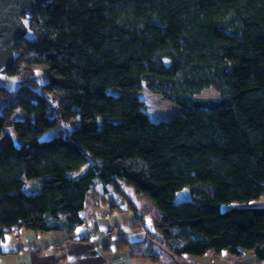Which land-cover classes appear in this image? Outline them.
<instances>
[{"label":"trees","instance_id":"trees-1","mask_svg":"<svg viewBox=\"0 0 264 264\" xmlns=\"http://www.w3.org/2000/svg\"><path fill=\"white\" fill-rule=\"evenodd\" d=\"M31 28L8 70L21 88L0 89L27 95L0 112V255L14 230L72 231L87 193L122 179L154 203L144 232L161 240L119 239L130 256L159 261L164 244L264 262V205H250L264 198V0H50ZM142 87L181 112L152 119Z\"/></svg>","mask_w":264,"mask_h":264},{"label":"rangeland","instance_id":"rangeland-1","mask_svg":"<svg viewBox=\"0 0 264 264\" xmlns=\"http://www.w3.org/2000/svg\"><path fill=\"white\" fill-rule=\"evenodd\" d=\"M25 65L27 64L23 63L20 65V67ZM31 68H35V72L26 69L23 70L22 73L26 74L27 72L29 73V71H31L33 72L31 76L35 78L36 81H43L44 76L40 72V69H38L36 66H31ZM36 81L32 82L33 86L38 84ZM133 91H136V93L145 101L146 110L149 116L154 120L167 119L181 112V109L175 103L164 98L158 93L150 91L146 87H142L140 90L134 89ZM24 96L27 95L22 93L15 97L0 100V112L8 116H13V114H15L18 110V102L20 98ZM195 97L201 99H217L218 93L213 88H205L196 94ZM18 116H21V114ZM57 132V129L47 131L41 135L40 138H50L57 134ZM6 134L11 135L15 142L18 143L12 128H6L4 136ZM126 197H129L133 201V204H130L131 206L134 205L140 210L139 216L141 218L134 215L132 209H130L128 205V200ZM188 197L189 189L187 186L178 190L176 193V200H181ZM250 205H264V198L262 197L256 201H253L250 203ZM155 212L156 207L150 197L142 192L137 191L134 186L127 184L124 180H117L116 185L111 183L106 187L103 184L98 183L86 195L85 209L83 211L85 222L82 223L80 228H76L77 232L75 234H88L89 232H94V230H96V226H99L97 231L99 234L97 236V240L100 239L101 235H104V242L107 243L108 237L105 234L109 228L108 226H110L111 228L117 227L120 233L124 236L121 238L136 240L146 237L149 241V238L153 239V241H159L160 239L158 240L157 233L152 234L149 232L145 236L144 232V227L150 230L155 229L156 231V226L158 223L157 217L154 216ZM142 224H144V226H142ZM117 229L115 228L114 230ZM114 233L115 232L112 234ZM116 241L117 237H115V242ZM11 242V245L16 244L13 232L7 233L5 235L4 246H6L7 243L10 244ZM153 248H155V252L159 253L160 259L159 261L155 262L147 260L146 264H149V262H151V264H247L249 261L247 254L243 256H235L229 254L225 250L218 255L213 253H205L203 255L186 254L184 256L178 257L172 255L165 248L164 244L163 246L153 244ZM248 264H264V262H251Z\"/></svg>","mask_w":264,"mask_h":264},{"label":"crops","instance_id":"crops-1","mask_svg":"<svg viewBox=\"0 0 264 264\" xmlns=\"http://www.w3.org/2000/svg\"><path fill=\"white\" fill-rule=\"evenodd\" d=\"M84 209L80 212L82 223L85 222ZM82 223L72 231L53 230L42 233L14 230L16 244L11 245V242L4 246V238L2 247L9 253L0 255V264H146L147 260L151 261L132 257L125 249L117 248L118 240L124 237L117 227L108 226L105 234L108 237L107 243L104 242V235L97 240L99 226H96L94 232L76 235V228H80Z\"/></svg>","mask_w":264,"mask_h":264},{"label":"water","instance_id":"water-1","mask_svg":"<svg viewBox=\"0 0 264 264\" xmlns=\"http://www.w3.org/2000/svg\"><path fill=\"white\" fill-rule=\"evenodd\" d=\"M49 1L0 0V89L16 93L21 88V79L8 74L20 54L15 42L33 36L32 17L39 5ZM165 61L169 63L168 59Z\"/></svg>","mask_w":264,"mask_h":264},{"label":"built area","instance_id":"built-area-1","mask_svg":"<svg viewBox=\"0 0 264 264\" xmlns=\"http://www.w3.org/2000/svg\"><path fill=\"white\" fill-rule=\"evenodd\" d=\"M56 108H57V105H56ZM110 233V232H109Z\"/></svg>","mask_w":264,"mask_h":264}]
</instances>
